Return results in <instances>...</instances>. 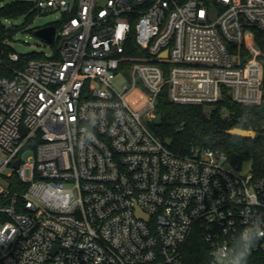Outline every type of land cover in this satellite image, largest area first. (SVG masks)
<instances>
[{
  "label": "built area",
  "instance_id": "obj_1",
  "mask_svg": "<svg viewBox=\"0 0 264 264\" xmlns=\"http://www.w3.org/2000/svg\"><path fill=\"white\" fill-rule=\"evenodd\" d=\"M33 1L61 14L51 55L7 51L0 21V264H183L194 228L208 264L264 251V152L178 154L148 126L163 90L260 103L264 0Z\"/></svg>",
  "mask_w": 264,
  "mask_h": 264
},
{
  "label": "trees",
  "instance_id": "obj_2",
  "mask_svg": "<svg viewBox=\"0 0 264 264\" xmlns=\"http://www.w3.org/2000/svg\"><path fill=\"white\" fill-rule=\"evenodd\" d=\"M36 15H38V8L33 0H0L1 37L5 40L3 47L7 51L13 50L10 42L14 35L30 24ZM20 17L24 19L21 25L4 23L5 20ZM252 30L256 44L264 53V30L255 27ZM134 38L131 35L125 45L124 56L126 57L141 53ZM261 60L263 94L259 104L240 105L228 98L216 106L172 103L166 91L163 90L157 97L155 117L148 121L149 128L178 154H186L193 146L198 145L219 149L233 158L238 154L240 157H251L256 163L260 162L264 152V55ZM131 64V61L122 60L120 70L128 73ZM221 105H226L233 112V120L228 121L220 114ZM233 127H251L256 131V137L244 139L228 133V130ZM183 261V264H208V244L204 241L200 229L194 228L184 245ZM247 264H264V251L250 253L247 256Z\"/></svg>",
  "mask_w": 264,
  "mask_h": 264
},
{
  "label": "rangeland",
  "instance_id": "obj_3",
  "mask_svg": "<svg viewBox=\"0 0 264 264\" xmlns=\"http://www.w3.org/2000/svg\"><path fill=\"white\" fill-rule=\"evenodd\" d=\"M60 15L61 14L58 11H51L36 15V18H34L30 24L24 26L22 30H19L17 34L14 35L11 43L13 49L20 54L26 55L37 54L40 57H44V55H51L53 51L52 47L35 34V30L39 27L55 22V20L60 19ZM23 22L24 19L22 17L4 21L6 25H21ZM111 78L113 85L118 89H121L126 82L124 77L120 74L112 75ZM244 166L245 169L247 166Z\"/></svg>",
  "mask_w": 264,
  "mask_h": 264
},
{
  "label": "water",
  "instance_id": "obj_4",
  "mask_svg": "<svg viewBox=\"0 0 264 264\" xmlns=\"http://www.w3.org/2000/svg\"><path fill=\"white\" fill-rule=\"evenodd\" d=\"M104 2V0H102ZM213 19L216 16V10L213 8ZM56 31V27L53 24H47L43 27H39L35 30V34H37L40 38H42L46 42H52L54 39ZM166 53V52H165ZM228 133L238 136L239 138L244 139H253L256 137V131L253 129H245L242 127H233L228 130ZM17 166V164H16Z\"/></svg>",
  "mask_w": 264,
  "mask_h": 264
},
{
  "label": "clouds",
  "instance_id": "obj_5",
  "mask_svg": "<svg viewBox=\"0 0 264 264\" xmlns=\"http://www.w3.org/2000/svg\"><path fill=\"white\" fill-rule=\"evenodd\" d=\"M259 236H264V233H259ZM248 238L245 237V240ZM251 249L247 248L245 246L244 249L240 250L236 253L234 257H232L230 260L226 257L225 264H247V256L250 254Z\"/></svg>",
  "mask_w": 264,
  "mask_h": 264
}]
</instances>
